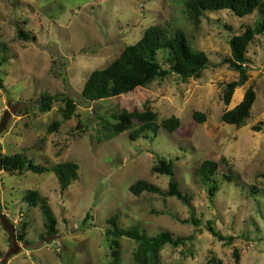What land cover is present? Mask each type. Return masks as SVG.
<instances>
[{"label": "rangeland", "instance_id": "rangeland-1", "mask_svg": "<svg viewBox=\"0 0 264 264\" xmlns=\"http://www.w3.org/2000/svg\"><path fill=\"white\" fill-rule=\"evenodd\" d=\"M184 1L0 0V56L7 59L0 69V152L25 154L48 168L61 162L79 166L65 192L51 171L19 175L0 167V264H137L135 241L123 237L118 247L112 244L113 216L124 230L193 238L178 248L166 246L158 264H206L212 253L224 264H236L235 247L240 264H264V39L250 47L249 82L237 89L229 107L222 89L238 78L223 64L231 54L230 37L253 26L258 16L209 13L196 29L186 19ZM154 25L184 31L192 47L209 56L203 77L183 80L172 74L126 96L86 101L82 93L90 75L107 68ZM170 59L167 52L159 54L168 70ZM250 86L257 94L250 119L241 128L224 123L223 114L242 102ZM46 93L72 98L77 105L74 118L56 131L50 127L62 120L63 105L57 101L41 113L39 100ZM146 109L159 115L156 132L135 142L129 132L102 140L101 119ZM197 112L206 115L204 124L194 118ZM172 117L181 121L174 134L162 127ZM159 159L173 163L191 207L176 198L130 192L138 181L168 191L170 177L153 172ZM222 159L228 166L220 167V190L211 197L196 170L205 160ZM225 173L234 176L233 182ZM30 190L47 198L58 222L56 236H47L41 210L25 202ZM193 214L238 237L234 247L219 243L204 225L196 229L184 223Z\"/></svg>", "mask_w": 264, "mask_h": 264}, {"label": "trees", "instance_id": "trees-1", "mask_svg": "<svg viewBox=\"0 0 264 264\" xmlns=\"http://www.w3.org/2000/svg\"><path fill=\"white\" fill-rule=\"evenodd\" d=\"M184 13L186 19L194 25L196 29L202 24L203 18L209 13L227 12L237 18H248L257 15L258 20L253 26H248L243 33H235L230 37L229 45L231 54L223 61L229 70L237 73L238 78L222 86L223 102L226 107L232 103L233 97L238 88L245 86L249 82V70L251 60L248 57L249 49L254 42L260 38L264 39V0H185ZM229 32L232 28L226 25ZM22 39L30 40V37L20 31ZM167 52L170 59V69H165L159 61V54ZM7 63V59L0 56V69ZM210 64L209 56L200 50L192 47L187 34L181 30H168L160 26H150L143 34L142 38L135 44L127 46L120 56L116 58L107 68L94 71L88 78L82 96L86 101L98 102L126 96L139 88H149L157 80H166L174 74L183 80L190 78L201 79ZM2 86V81H0ZM62 103L61 121H55L50 127V131L58 130L63 123L74 118L77 105L72 98L57 97L48 93L43 94L39 100V110L45 114L52 110L55 102ZM257 101L255 89L250 86L240 104L232 110H227L222 121L226 124L241 128L245 126L252 114V109ZM194 118L201 124L207 120L205 114L197 112ZM159 122V115L150 109L142 112H129L123 110L120 114L101 119V136L103 141L110 140L129 132L130 140L135 142L146 136L150 131L156 132V125ZM264 126V123H262ZM81 128V124L79 125ZM162 127L174 134L180 127L179 118L172 117L162 122ZM255 131L262 129L255 127ZM228 166L226 159L220 162L211 160L203 161L196 170V175L202 184L208 187L209 196L214 197L220 190L218 175L220 167ZM0 167L10 174H23L32 172L43 175L49 171L53 172L60 185L61 192L67 191L74 180L78 177L79 166L72 162H61L51 168L36 165L25 154L4 155L0 152ZM153 172L158 175L170 177L169 189L163 192L159 187L146 181H138L130 187V192L139 197L144 193L163 195L169 198H176L184 205L191 207L190 198L183 193L180 184L175 180L174 166L172 162L159 159L158 164L153 168ZM225 180L233 182L232 174H223ZM25 202L32 208H39L45 221V228L48 237L56 236L58 232L57 218L53 213L46 197L40 192L30 190L26 193ZM109 223L113 226L109 230L108 236L114 246H119L118 238H129L135 241L139 247L135 253L137 264H158L161 253L166 246L178 248L193 240L189 238H175L170 232H163L157 236H148L145 232L137 229L124 230L119 227L118 217L113 216ZM186 224H192L196 229L205 226V230L213 236L219 243L226 247H234L238 237L234 235L226 236L216 228V221L209 220L204 224L195 214ZM24 239V236H20ZM118 256L117 252H114ZM233 257L236 264H240L241 258L238 249H233ZM206 264H224V261L216 254L212 253Z\"/></svg>", "mask_w": 264, "mask_h": 264}]
</instances>
